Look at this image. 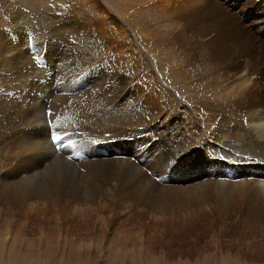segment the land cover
<instances>
[{"label":"bare ground","instance_id":"bare-ground-1","mask_svg":"<svg viewBox=\"0 0 264 264\" xmlns=\"http://www.w3.org/2000/svg\"><path fill=\"white\" fill-rule=\"evenodd\" d=\"M136 1L154 39L175 47L182 76L192 78L191 102L171 112L152 72L160 92L134 85L147 75L137 55L125 58L123 28L98 0L87 1L97 16L89 25L98 39L104 32L105 57L77 51L56 26L44 48L28 32L11 44L0 37V77L18 81L9 97L0 93V209L33 217L111 197L170 237L264 230V0ZM79 15L61 26L76 33Z\"/></svg>","mask_w":264,"mask_h":264},{"label":"rangeland","instance_id":"rangeland-1","mask_svg":"<svg viewBox=\"0 0 264 264\" xmlns=\"http://www.w3.org/2000/svg\"><path fill=\"white\" fill-rule=\"evenodd\" d=\"M87 1L0 0V37L4 43L9 42L11 44L12 41L19 38V34L28 32L32 36L31 43L40 46L44 40L49 39L48 41H50L51 33L56 26V28L61 29L60 34L63 38L70 39L74 45L76 44L77 51H82L91 56L105 57L101 45L102 40L104 41V32L99 30L102 33L100 34L101 40L98 39L97 32L90 30V26L94 25L92 24L95 21L93 19L97 16L87 5ZM98 2L106 14L114 18L123 28L122 40L126 42L125 47H127L125 58L131 53L137 55L139 65L143 70L141 71L147 75V79L141 77L140 81H134V85L138 82L144 88L147 84L150 85L154 92H160V89L162 93L165 91L169 97L166 99L162 96L164 100L161 101L170 104L171 112L179 110V106L184 104L186 100L191 102L189 95L194 86L193 80L190 78V82H188L182 76L184 70L180 69L175 47L157 42L159 40L157 35L155 37L157 41L154 39L155 32L153 33L150 28V18L144 16L143 5L136 0H123V2L122 0H98ZM243 4L239 2L237 9H241ZM76 12L80 13L78 16L80 28L77 29L76 33H73L72 29L61 25L71 24L68 19L71 20L72 15ZM56 15L59 16L58 19ZM60 20L63 22L62 24L58 23ZM250 21L249 18L244 20V23L249 25ZM111 28L114 29L113 26ZM65 31L69 33V36L65 34ZM44 46L46 44L41 45V48ZM45 53L46 51L42 52V50L40 54L37 53L39 54L38 58L42 57L36 61L38 65L41 64L40 66L45 64L47 54ZM123 64L127 66L124 67L126 73L128 72L127 75L131 76L134 71L133 68L124 61ZM2 71L3 69H0V74ZM5 71L7 72V69ZM141 71L139 72L140 75ZM151 72L156 76V83L161 87L160 89L152 83ZM168 76H173V80L176 79V81L174 80L175 84L171 85ZM9 77H12L11 74L8 77H0V93H4L6 97H9V93L17 91L14 85L18 81L13 77L12 82ZM4 81L5 83H3ZM20 106L18 105L17 110ZM46 114H49L48 110H46ZM63 136L65 137V134ZM177 141L179 142V139H174L170 143H178ZM169 151L175 153L172 146ZM103 154L101 153L100 156ZM179 156H182L185 161L188 158L193 159L190 155L184 157L183 153H179ZM187 162L193 161L187 160ZM169 178L173 179V177ZM172 182L174 183V180ZM102 201L98 202V206L101 204L99 207L96 204L93 206L92 203L87 204V210L84 207L79 208L78 205L74 209V206L70 207L67 203L63 204L65 206L62 208L66 209L68 206L70 208H67L68 211L59 210L52 206L46 212L47 214L38 211L33 217L0 209V264H264V230L256 231L257 233L253 231L252 235V231H243L242 235L239 230L226 232L219 228L209 230L206 236L202 234L203 230H200L195 231L193 236L188 235L186 237L184 235L185 237L175 238L168 236L160 227L152 226L151 229L155 227L156 230L154 228L155 231H151L147 217L137 211L136 213L133 207L128 208L130 204L125 207L122 202L115 200L118 204L114 205V198L111 199V197L107 201L105 199ZM129 209L132 214H135L133 216L136 218L132 216L133 221L130 218L132 214L127 211ZM94 210L95 212H93ZM126 213L129 214L130 219H126ZM136 214H139L138 217ZM37 215L38 217H35ZM123 216L126 218L123 219ZM29 217L33 219H29ZM39 219L41 220L39 221ZM33 221L36 222L33 224ZM156 231L157 233L154 234ZM221 231L222 233H220ZM244 233H246L245 236Z\"/></svg>","mask_w":264,"mask_h":264},{"label":"snow or ice","instance_id":"snow-or-ice-1","mask_svg":"<svg viewBox=\"0 0 264 264\" xmlns=\"http://www.w3.org/2000/svg\"><path fill=\"white\" fill-rule=\"evenodd\" d=\"M52 139H53V141L60 140V136L59 135H53Z\"/></svg>","mask_w":264,"mask_h":264}]
</instances>
